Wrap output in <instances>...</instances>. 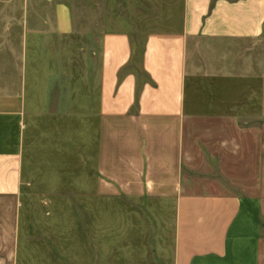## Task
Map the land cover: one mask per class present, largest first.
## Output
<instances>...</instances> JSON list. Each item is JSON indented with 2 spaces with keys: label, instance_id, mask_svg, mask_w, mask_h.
Instances as JSON below:
<instances>
[{
  "label": "crops",
  "instance_id": "obj_1",
  "mask_svg": "<svg viewBox=\"0 0 264 264\" xmlns=\"http://www.w3.org/2000/svg\"><path fill=\"white\" fill-rule=\"evenodd\" d=\"M23 8L0 42L78 40L64 0ZM101 17L96 67L24 49L0 71V264H111L112 202L122 264H264V0Z\"/></svg>",
  "mask_w": 264,
  "mask_h": 264
},
{
  "label": "rangeland",
  "instance_id": "obj_2",
  "mask_svg": "<svg viewBox=\"0 0 264 264\" xmlns=\"http://www.w3.org/2000/svg\"><path fill=\"white\" fill-rule=\"evenodd\" d=\"M43 0H30L31 3H39ZM68 3L72 9V19L74 21V32L78 35V40L59 41V42H47L44 47L39 49V45L33 42L22 43L16 38L14 41L9 43L0 42V71L3 73L12 70L14 74V68L16 69L21 64V59L18 55L24 50L38 51L44 50L46 52H60L62 54L61 61H66V53L79 52V67L80 72L84 70L85 67H96L98 58V42L94 41L92 37H87L89 34H97V27H94V20L100 18L102 15L104 17H111L118 19L122 15V0H64ZM9 2L14 3V10H6V4ZM26 0H0V21L3 19H22L29 12L25 11L23 8ZM53 3V1L51 2ZM104 8L103 11L97 8ZM33 19H38L39 16L50 15L52 13L50 9L39 12L34 10L30 12ZM102 18V17H101ZM115 26L114 24H112ZM16 34L19 28L16 27ZM76 39V38H73ZM44 45V44H43ZM42 45V46H43ZM140 44H134V51H139ZM38 59H35L37 61ZM59 59L52 60L58 61ZM46 60H42V62ZM37 66V65H36ZM14 76V75H13ZM5 77V76H4ZM12 77V75H10ZM15 77V76H14ZM241 112V110H240ZM141 205V204H140ZM140 205L138 207H140ZM146 205V204H142ZM131 209H138L134 204H127ZM112 212V235H111V264H122V234L117 233L119 227L122 226V202H112L111 203ZM144 263H150L149 260L144 261Z\"/></svg>",
  "mask_w": 264,
  "mask_h": 264
}]
</instances>
